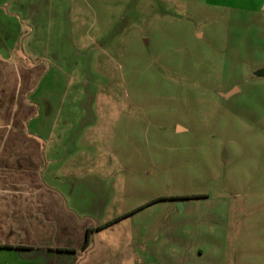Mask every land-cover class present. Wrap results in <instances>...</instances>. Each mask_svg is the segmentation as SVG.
Segmentation results:
<instances>
[{
    "label": "rangeland",
    "instance_id": "rangeland-1",
    "mask_svg": "<svg viewBox=\"0 0 264 264\" xmlns=\"http://www.w3.org/2000/svg\"><path fill=\"white\" fill-rule=\"evenodd\" d=\"M0 38L83 145L42 170L89 222L70 264H264V0H0Z\"/></svg>",
    "mask_w": 264,
    "mask_h": 264
},
{
    "label": "crops",
    "instance_id": "crops-1",
    "mask_svg": "<svg viewBox=\"0 0 264 264\" xmlns=\"http://www.w3.org/2000/svg\"><path fill=\"white\" fill-rule=\"evenodd\" d=\"M45 72L42 62L0 54V264H70L90 229L88 221L69 209L61 191L43 178L44 167L50 179L80 158L76 152L57 151L83 148L42 141V118H49L50 131L59 116L55 103L39 93Z\"/></svg>",
    "mask_w": 264,
    "mask_h": 264
},
{
    "label": "water",
    "instance_id": "water-1",
    "mask_svg": "<svg viewBox=\"0 0 264 264\" xmlns=\"http://www.w3.org/2000/svg\"><path fill=\"white\" fill-rule=\"evenodd\" d=\"M254 75L256 76H261V77H264V66L257 69L255 72H254Z\"/></svg>",
    "mask_w": 264,
    "mask_h": 264
},
{
    "label": "trees",
    "instance_id": "trees-1",
    "mask_svg": "<svg viewBox=\"0 0 264 264\" xmlns=\"http://www.w3.org/2000/svg\"><path fill=\"white\" fill-rule=\"evenodd\" d=\"M90 232H91V230L88 229L87 234H86V239H85L84 247H86L88 245L89 237H90Z\"/></svg>",
    "mask_w": 264,
    "mask_h": 264
}]
</instances>
